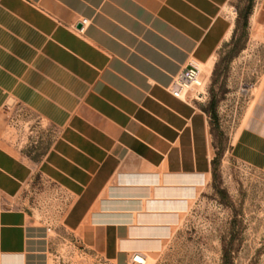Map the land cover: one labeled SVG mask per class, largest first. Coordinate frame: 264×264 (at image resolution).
Returning <instances> with one entry per match:
<instances>
[{
	"label": "crops",
	"instance_id": "crops-1",
	"mask_svg": "<svg viewBox=\"0 0 264 264\" xmlns=\"http://www.w3.org/2000/svg\"><path fill=\"white\" fill-rule=\"evenodd\" d=\"M230 3L0 0V264H49L37 180L64 194L59 228L96 259L127 264L157 244L152 221L213 167L203 105L168 87L230 39ZM23 120L44 129L33 144Z\"/></svg>",
	"mask_w": 264,
	"mask_h": 264
},
{
	"label": "rangeland",
	"instance_id": "rangeland-1",
	"mask_svg": "<svg viewBox=\"0 0 264 264\" xmlns=\"http://www.w3.org/2000/svg\"><path fill=\"white\" fill-rule=\"evenodd\" d=\"M230 4L234 32L202 70L212 172L189 201L180 195L171 219L152 221L158 242L144 252L148 264H264V0ZM21 131L33 144L44 129L23 120ZM37 181L49 196L36 214L52 229L49 264H102L59 228L64 194Z\"/></svg>",
	"mask_w": 264,
	"mask_h": 264
},
{
	"label": "built area",
	"instance_id": "built-area-1",
	"mask_svg": "<svg viewBox=\"0 0 264 264\" xmlns=\"http://www.w3.org/2000/svg\"><path fill=\"white\" fill-rule=\"evenodd\" d=\"M91 21L83 19L82 27L75 29L79 34H83ZM169 93L176 99L188 103L201 102L207 93L205 77L201 69V64L191 59L187 67L177 76H175L168 87ZM51 228H47V232H51ZM102 264H109L103 261ZM127 264H148V257L144 252H134Z\"/></svg>",
	"mask_w": 264,
	"mask_h": 264
},
{
	"label": "bare ground",
	"instance_id": "bare-ground-1",
	"mask_svg": "<svg viewBox=\"0 0 264 264\" xmlns=\"http://www.w3.org/2000/svg\"><path fill=\"white\" fill-rule=\"evenodd\" d=\"M203 68H204L203 65H201V69H202V70H204Z\"/></svg>",
	"mask_w": 264,
	"mask_h": 264
}]
</instances>
